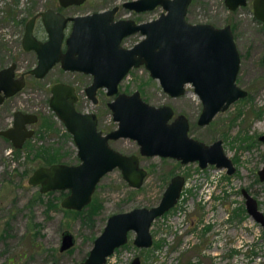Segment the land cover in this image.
I'll use <instances>...</instances> for the list:
<instances>
[{
  "label": "rangeland",
  "instance_id": "rangeland-1",
  "mask_svg": "<svg viewBox=\"0 0 264 264\" xmlns=\"http://www.w3.org/2000/svg\"><path fill=\"white\" fill-rule=\"evenodd\" d=\"M122 1L87 0L82 6L66 8L65 12H89ZM56 4V0H0V45H4L0 47V65L19 59V65L27 67L35 60L31 53L21 50L23 25L1 20L4 5L11 6L15 18L19 19L28 17L29 9L39 11ZM159 9L130 16L151 17ZM187 18L191 22H210L216 26L233 25L234 39L241 53L237 80L249 91V98L232 102L215 115L211 124L198 126L195 119L200 112V99L190 85L184 94L172 97L140 67L121 81L120 89L130 92L141 86L149 102L168 103L176 111L186 113L191 120L193 136L206 142L221 138L225 152L235 160V172L227 174L224 168L213 165L205 169H197L196 163L177 165L169 157L141 156V164L148 172L139 188L130 187L118 168L100 178L93 197L102 206L92 219L56 208L47 210L45 203L34 199L38 185L27 181L31 166L38 162L29 153L41 143H55L61 132L45 130L40 136L36 131L37 121L32 125L35 133L28 141L32 148L26 145L19 152H8L9 142L0 137V264H46L50 259L60 264H78L110 214L159 202L171 170L172 174L186 176L184 193L175 207L152 221V244L136 246L132 231L127 242L115 250L105 264H129L134 256L140 257V264H264L263 226L248 214L241 193V187L249 190L264 212V181L259 180L256 173L264 163V141L257 139V135L264 132V63L261 61L264 24L254 18L251 2L230 10L224 0H192ZM37 32L44 35L40 23ZM136 38L131 36L126 43ZM55 80L76 83L80 89L78 107L97 112L99 124L104 129L116 125L106 105L110 96L102 90L98 103L91 102L82 90L90 76L62 71L56 65L41 79L29 77L22 91L0 106V128L10 125L12 112L17 108L37 111L40 115L51 114L47 88ZM61 145L64 159L77 162L74 144L67 141ZM112 145L125 152H137L138 148L129 138L114 140ZM57 196L59 200L62 198L58 190L52 194L42 192L44 201ZM65 228L75 235L76 241L71 250L59 251L61 232Z\"/></svg>",
  "mask_w": 264,
  "mask_h": 264
},
{
  "label": "water",
  "instance_id": "water-1",
  "mask_svg": "<svg viewBox=\"0 0 264 264\" xmlns=\"http://www.w3.org/2000/svg\"><path fill=\"white\" fill-rule=\"evenodd\" d=\"M83 0H60L63 5L80 3ZM190 0H133L130 7L151 8L161 4L167 11L157 19L145 24L132 25L131 20L111 22L113 10L64 17L52 9L41 12L49 38L38 40L32 34L34 17L25 26L22 44L25 49H35L37 64L30 70L42 76L61 58L64 68L79 69L93 74V82L86 88L90 98L96 101L98 86H106L108 93L117 91V83L131 65L142 61L163 89L172 96L183 93L185 82H192L203 108L200 123H207L219 109L246 94V90L235 83L239 66V54L233 41L229 25L216 27L211 23H190L185 20ZM246 0H225L235 8ZM255 15L264 21V0H253ZM67 20L73 21L72 30L66 39V53L61 51L63 27ZM141 28L146 37L132 48L120 46L121 37ZM85 36V37H84ZM264 60V58H263ZM24 84L23 78L14 77V64L0 69V102ZM74 88L65 83L51 86L49 105L64 122L77 145L78 163L57 162L35 168L28 176V183L39 185L41 192L69 189L61 200V206L80 210L89 203L100 177L118 166L124 179L132 186L142 184L146 170L138 165L136 154H122L109 146L108 138L131 137L146 155L159 154L180 159L182 162L198 160L200 166L208 162L227 167L230 174L235 170L232 159L222 148L221 140L210 145L188 135V120L184 115L171 122L173 110L170 105L155 106L132 94L118 93L109 102L113 117L118 121L116 129L103 135L96 128V117L92 112L75 109ZM36 115L16 110L12 126L0 129L14 147H20L32 134L26 123L36 120ZM264 140V134L260 136ZM264 181V165L258 169ZM183 177L175 175L165 188L160 201L150 207L136 206L126 211L111 214L99 235L93 241L87 256L78 264H104L114 249L127 241L129 230L135 232L133 242L139 247L152 244L150 226L155 217L169 210L177 201ZM246 211L258 221L264 230V212L258 201L246 188L241 189ZM71 232L62 235L60 250L74 243ZM47 264H58L50 261ZM130 264H140L135 256Z\"/></svg>",
  "mask_w": 264,
  "mask_h": 264
},
{
  "label": "flooded vegetation",
  "instance_id": "flooded-vegetation-1",
  "mask_svg": "<svg viewBox=\"0 0 264 264\" xmlns=\"http://www.w3.org/2000/svg\"><path fill=\"white\" fill-rule=\"evenodd\" d=\"M57 1V4L53 7H47V8H45V9H43V10H39V11H36V10H32V9H29V11H28V13H27V15H28V17H20L19 19H17V18H15V16H14V12H13V8L11 7V6H7V5H4V9H3V15H2V21H5L6 19L7 20H9V21H12L13 23H15L16 25H23V33H22V36H21V39H20V47H21V50H22V52H25V53H31L32 55H33V57H34V61H33V64L31 63L29 66H27V67H22V66H20L19 65V59H14V60H10L8 63H5V64H2V65H0V69L1 68H4V67H7V66H9V65H11V64H14V77L15 78H23L24 79V84H23V86L21 87V88H19L17 91H15L13 94H11V95H8V96H6V97H4L3 98V100L0 102V106L7 100V99H9L10 97H13L14 95H16L17 93H19V92H21L22 91V89L25 87V85L27 84V82H28V78L30 77V78H34L35 80H38V79H41V78H43V77H45L49 72H50V70L54 67V66H56V65H58L59 66V68L62 70V71H66V72H73V73H82V74H87V75H89L90 76V80L88 81V83L86 84V85H83V87H82V90H83V92H84V94H85V96L91 101V102H93V103H98V100H99V97H98V94L103 90L104 91V93L106 94V95H108V96H110V99L109 100H107L106 101V105L108 106V108L110 109V112H111V116H112V119H113V121L116 123V125L114 126V127H111V128H109V129H104L102 126H100V124H99V115H98V113L97 112H95V111H93V110H82V109H80L79 107H78V102H79V100H80V95H79V92H80V89L77 87V85H76V83H71V82H68V81H63V80H55V81H53L52 83H50V85H49V87L47 88L48 89V91L50 92V95H49V97L47 98V104H48V106H49V108H50V110H51V114H49V115H47V114H39L37 111H31V110H23V109H20V108H17V109H15V110H13V112H12V115H11V123H10V125H8V126H6V127H1L0 129H5V128H7V127H9V126H12V123H13V116H14V112L16 111V110H21V111H23V112H26V113H30V114H34V115H36V120L35 121H33V122H29V123H26V128L27 129H31L33 132H32V134L30 135V136H28V137H26L25 138V140H24V142L22 143V145L20 146V147H14L13 145H12V143H11V141L7 138V137H5V136H3V135H0V137H2V138H4L5 140H7L8 142H9V145H10V149H9V151L8 152H19L20 150H21V148L22 147H24V146H26V145H29L30 147H31V144H29V140H30V137L31 136H33L34 135V133H35V129H34V127L32 126L34 123H36L37 121L39 122V127H38V129L36 130L37 131V133L38 134H40V136H42V133L45 131V130H52V131H58V132H61V135H59V139H57V141H55V143H50V144H44V143H41V144H39L38 146L40 147V146H47V147H54V146H59V151L62 153V158H61V160L60 161H54V162H50V163H47V164H40V165H37V166H35L32 170H31V172L35 169V168H37V167H39V166H42V165H44V166H48V165H50V164H52V163H57V162H64V163H78L79 161H80V159L78 158V155H77V145H76V143H75V141H74V139H73V136H72V134L67 130V128H66V126H65V124H64V122L58 117V115L55 113V111H53V109L50 107V105H49V98H50V96H51V86L53 85V84H55V83H65V84H69V85H71L73 88H74V92L76 93V99L74 100V106H75V109L76 110H78V111H80V112H92V113H94L95 114V117H96V128H97V130H100L101 131V133L103 134V135H105L106 133H108V132H110L111 130H113V129H116L117 128V126H118V121L117 120H115L114 119V117H113V110H112V108L110 107V105H109V102L110 101H112V100H114V98H115V96L118 94V93H121V92H123V93H126V94H132L133 92H135V91H137L138 93H139V97L142 99V100H144L145 102H147V103H149V104H152V105H155V104H153V103H151V102H149L147 99H145V97H144V95H143V89L141 88V86H139V88H136V89H134L133 91H130V92H128V91H125V90H121L120 89V83H121V81L125 78V77H127L128 76V74L129 73H132V72H134L135 70H137V69H139L140 67H142V68H145L147 71H148V74H149V76L151 77V78H154V79H156L157 81H158V83H159V85L161 86V88H162V90L165 92V93H167L168 95H170L168 92H166L164 89H163V87H162V85L160 84V81H159V79L157 78V77H154L152 74H151V72H150V70L148 69V67L146 66V63L144 62V61H142L141 63H139L138 65H131L129 68H128V70L123 74V76L121 77V79L119 80V82L117 83V91L115 92V93H113V94H109L107 91H108V88L106 87V86H98L97 88H96V91H95V97H96V101H94L92 98H90L89 96H88V94H87V91H86V88L93 82V74L91 73V72H86V71H83V70H79V69H69V68H64L63 66H62V63H61V58L59 59V60H57L55 63H53L52 64V66L45 72V74L44 75H42V76H36L34 73H32V72H30V70L37 64V60H38V58H37V53H36V50L35 49H33V48H31V49H25L24 47H23V44H22V39H23V35H24V31H25V26H26V23H27V21L31 18V17H34V21H33V27H32V34L38 39V40H40V41H45V40H47L48 38H49V34H48V31H47V29L45 28V25H44V22H43V18H42V15H41V12H43V11H46L47 9H52L53 11H55V12H59V13H61L64 17H68V16H75V15H84V14H90V13H93V12H103V11H106V10H113V12H112V19H111V22H117V21H119V20H131L133 23H132V25H140V24H145V23H147V22H149V21H151V20H154V19H157L162 13H165L167 10L161 5V4H156L155 6H153V7H151V8H148V7H144V8H140V9H136V8H134V7H130L128 4H125V3H127V2H130V1H133V0H123L122 2H120V3H115V4H113V5H111V6H107V7H103V8H100V9H97V10H93V11H89V12H83V13H74V14H70V13H66L65 12V9L66 8H68V7H72V6H76V7H79V6H82L87 0H83L82 2H80V3H72V4H68V5H63V4H61L60 3V0H56ZM191 2H192V0H190L189 1V3H188V5H187V8H186V13H185V20L186 21H188V22H190V23H210V22H191L188 18H187V13H188V9H189V6H190V4H191ZM248 2H251V6H252V10H253V14H254V18L255 19H257L259 22H261L262 24H264V21L263 20H261L258 16H256L255 15V12H254V7H253V0H246V2L244 3V4H239V5H237L235 8H230L228 5H226V3H225V0H224V3H225V5H226V7L228 8V9H230V10H235V9H237L239 6H244V5H246ZM157 7H160V9H159V12L158 13H156L154 16H151V17H146V18H141V17H139V16H134V17H131L130 16V14L131 13H133V14H135V15H143V14H145V13H148V12H152V11H156V9H157ZM13 9V10H12ZM124 11H126V12H124ZM127 12H129V14L127 15L126 13ZM41 24V27H42V29H43V31H44V35L43 36H41L38 32H37V24ZM212 24V23H211ZM214 25V24H213ZM226 25H229L230 26V28H231V31H232V34H233V25L232 24H229V23H226L225 25H223V26H216V25H214V26H216V27H224V26H226ZM72 26H73V21L72 20H67V22H66V24H65V26L63 27V37H62V41H61V51H62V53L64 54V53H66V51H67V48H68V44H67V42H66V39H67V37L69 36V34H70V32H71V30H72ZM131 36H137V38L136 39H134V41H132V43H130V44H128V43H126V40L128 39V38H130ZM85 37V36H84ZM146 37V33L145 32H142V30H141V28H138V29H136V30H134V31H131V32H129V33H126V34H124L122 37H121V40H120V46L121 47H123V48H132L136 43H138V42H140L142 39H144ZM233 41H234V44H235V47H236V49H237V51H238V54H239V66H238V70H237V73H236V76H235V83L237 84V86H239L240 88H242V89H245L246 90V94L245 95H243V96H239L238 98H236L235 100H233L232 102H235V101H237V100H239V99H248L249 98V91L245 88V87H243L242 85H240L239 84V82H238V80H237V77H238V73H239V70H240V64H241V53H240V51H239V48L237 47V44H236V41H235V39H234V35H233ZM4 45L3 44H1L0 45V47H3ZM263 58H264V52H263V54H262V56H261V61H262V63H264V60H263ZM190 85V87H191V89H192V91L199 97V95L196 93V91H195V87H194V85L192 84V82H185L184 84H183V87H184V91H183V93H181V94H179V95H182V94H184L186 91H187V86H189ZM0 94H3V90H1V92H0ZM179 95H176V96H179ZM170 96H172V95H170ZM176 96H172V97H176ZM199 99H200V97H199ZM232 102H230L229 104H228V106L225 108V109H227L228 107H229V105L232 103ZM162 105H170L171 106V108H172V110H173V113H172V115H171V117L168 119V122H171L176 116H178V115H184L186 118H187V120H188V124H189V128H188V135L189 136H191V137H193V138H195V139H197V140H199V141H202V142H204L205 144H207V145H210V144H212L213 142H215L216 140H221V145H222V148H223V151H224V153L227 155V156H229L226 152H225V150H224V147H223V141H222V139L221 138H215L213 141H211V142H206V141H204V140H202V139H200V138H197V137H195V136H193L192 134H191V132H190V130H191V120H190V118H189V116L186 114V113H184V112H181V111H176V109L171 105V104H168V103H163V104H160V105H155V106H162ZM200 105H201V108H200V112L198 113V115H197V117H196V119H195V122H196V124L198 125V126H206V125H208V124H211L212 122H213V119H214V117H215V115L218 113V112H221V111H224L225 109H219L214 115H213V117L207 122V123H200L199 122V117H200V114H201V112H202V108H203V103H202V101H201V99H200ZM46 117V119L47 120H45L44 118ZM50 119V120H49ZM44 121H46V123H44ZM53 122V123H52ZM50 123V124H49ZM59 124L62 126V128H60V126H59ZM50 125V126H49ZM67 134H66V133ZM63 133H65V134H63ZM262 134H264V132L263 133H260V134H258L257 135V139L259 140V141H264L263 139H261L260 138V136L262 135ZM119 138H129V139H131V140H133V141H135L136 142V144H137V146H138V148H137V152H125V151H122V150H120V149H118V148H116V147H114L113 145H112V141H114V140H117V139H119ZM67 141H71L73 144H74V146L76 147V150H75V156L77 157V162H73V161H68V160H65L64 159V153L61 151V149H62V143H67ZM107 142H108V144H109V146L110 147H112L113 149H115V150H117V151H119V152H121L122 154H136L137 155V157H138V165L140 166V167H143L145 170H146V173H145V175H144V177H143V181H142V184H143V182H144V179H145V177H146V175H147V172H148V169L145 167V166H143L142 164H141V156H155V155H157V156H161V157H169V158H173L175 161H176V163H177V165H182V166H184V165H189L190 163H196V165H197V169H205V168H207L208 166H215V167H217V168H224L225 169V171H226V173L227 174H229L228 172H227V167H219V166H217L216 164H214V163H207L205 166H200V164H199V162H198V160H189V161H187V162H182L180 159H177V158H174V157H170V156H162V155H159V154H152V155H146V154H142L141 152H140V145L138 144V142L135 140V139H133V138H131V137H124V136H119V137H117V138H108L107 139ZM57 143V144H56ZM38 146H36L35 148H34V151H35V149L38 147ZM32 148V147H31ZM30 150V149H29ZM66 153V152H65ZM29 154H32V158L34 157V152H31V153H29ZM230 157V156H229ZM231 158V157H230ZM232 159V161H233V164H234V159L233 158H231ZM264 165V163L259 167V168H261L262 166ZM234 166H235V164H234ZM114 168H118L119 170H120V172H121V174H122V171H121V169L118 167V166H115V167H113L112 169H114ZM258 168V169H259ZM112 169H110V170H108L107 172H109V171H111ZM258 169L256 170V173H257V175H258ZM235 170H236V166H235ZM235 170L233 171V172H235ZM107 172H105V173H107ZM172 172H173V170H171V171H169L168 172V175H167V178L169 177V180H168V182H167V184H166V186H165V188L167 187V185H168V183L170 182V180H171V178L173 177V176H175V175H180V176H182L183 177V184H182V187H181V191H180V195H179V197H178V199H177V201H176V203L172 206V207H175L176 205H177V203L180 201V199L182 198V196H183V193H184V188H185V184H186V176L184 175V174H182V173H174V174H172ZM232 172V173H233ZM104 173V174H105ZM232 173H230V174H232ZM103 174V175H104ZM172 174V175H171ZM227 174H225L226 176H228ZM102 175V176H103ZM171 175V176H170ZM101 176V177H102ZM100 177V178H101ZM122 177H123V175H122ZM258 178H259V175H258ZM123 179H124V177H123ZM100 180V179H99ZM125 180V179H124ZM259 180H260V178H259ZM126 181V180H125ZM262 181V180H261ZM127 182V181H126ZM98 183V182H97ZM128 183V182H127ZM141 184V185H142ZM97 185V184H96ZM128 185L130 186V187H132L129 183H128ZM140 185V186H141ZM139 186V187H140ZM139 187H132V188H139ZM38 188H39V185H38ZM95 188H96V186H95ZM165 188H164V190H165ZM242 188H245V187H241V189ZM56 190H58V191H64V194L62 195V198L64 197V196H66L68 193H69V189H67V188H65V189H56ZM56 190H49V191H56ZM164 190H163V192H164ZM40 191V190H39ZM49 191H47V192H49ZM94 191H95V189H94ZM94 191H93V193H94ZM249 191V190H248ZM41 192V191H40ZM43 193H45V192H43ZM93 193H92V198H93ZM242 193V192H241ZM162 195H163V193H162ZM162 195H161V197H162ZM253 195V194H252ZM254 196V195H253ZM255 197V196H254ZM62 198L60 199V206H61V200H62ZM92 198H91V200H92ZM160 201V200H159ZM91 202V201H90ZM89 202V203H90ZM89 203H87L86 205H84L83 206V208H85ZM101 206H102V204H101ZM62 207V206H61ZM148 207V206H147ZM150 207V206H149ZM171 207V208H172ZM62 208H65V207H62ZM82 208V209H83ZM170 208V209H171ZM67 209H72V208H67ZM82 209H80V210H77V211H81ZM246 209V208H245ZM73 210H76V209H73ZM129 210V209H128ZM124 211H126V210H124ZM168 211V210H167ZM166 211V212H167ZM120 212V211H119ZM116 213V212H115ZM113 214V213H112ZM95 215V214H94ZM93 215V216H94ZM111 215V214H110ZM109 215V216H110ZM108 216V217H109ZM108 217H107V219H108ZM158 217V216H157ZM156 218V217H155ZM154 218V219H155ZM91 219H92V217H91ZM106 222H107V220H106ZM106 224V223H105ZM105 224H104V226H105ZM202 225H204V224H202ZM208 225V224H207ZM104 226H103V228H104ZM103 228H102V230H103ZM101 230V231H102ZM65 231H69V232H71L69 229H67V228H65V229H63L62 230V232H61V241H60V245H61V242H62V235H63V232H65ZM101 231L97 234V235H99L100 233H101ZM132 232V230H129L128 231V233H127V240H128V237H129V234ZM72 233V232H71ZM73 234V233H72ZM97 235H95L94 236V238H93V241H94V239L96 238V236ZM73 236H74V239H75V235L73 234ZM135 237V236H134ZM134 239V238H133ZM75 241H76V239L74 240V243L70 246V247H68V248H66V249H64V250H60V245H59V247H58V250L59 251H68V250H71L72 249V247L74 246V244H75ZM152 241H153V237H152ZM127 242V241H126ZM125 242V243H126ZM124 243V244H125ZM134 243V242H133ZM124 244H122V245H124ZM135 244V243H134ZM92 245H93V242H92ZM122 245H120V246H122ZM120 246H118V247H116L115 249H114V251L115 250H117ZM137 246V245H136ZM92 247V246H91ZM139 247V246H138ZM149 247V246H148ZM90 250V249H89ZM113 251V252H114ZM89 252V251H88ZM88 252H87V254H88ZM112 252V253H113ZM111 253V254H112ZM87 254H86V256H87ZM110 254V255H111ZM109 255V256H110ZM85 256V257H86ZM108 256V257H109ZM84 257V258H85ZM107 257V258H108ZM135 257V256H134ZM133 257V258H134ZM83 258V259H84ZM132 258V259H133ZM140 258V257H139ZM82 259V260H83ZM132 259H131V261H132ZM107 260V259H106ZM50 261H56L55 259H50L49 260V262ZM131 261H130V263H131ZM49 262H47V263H49ZM57 263H58V261H56ZM80 262V261H79ZM140 262H141V260H140ZM46 263V264H47ZM129 263V264H130ZM58 264H60V263H58ZM105 264V263H104Z\"/></svg>",
  "mask_w": 264,
  "mask_h": 264
},
{
  "label": "trees",
  "instance_id": "trees-1",
  "mask_svg": "<svg viewBox=\"0 0 264 264\" xmlns=\"http://www.w3.org/2000/svg\"><path fill=\"white\" fill-rule=\"evenodd\" d=\"M44 119L47 120L46 117ZM44 123H46V121H44ZM58 149H59V146H54V147H47V146L39 147L38 146L34 151V157H33V159L34 158L38 159V162L36 165L31 166L30 169L32 170L35 166L40 165V164H47V163L54 162V161H60L63 156H62V153ZM27 171L28 170H26V172ZM52 192L53 191H49L47 192V194H52ZM59 192H60V195L64 194V191H59ZM34 199L42 203H45L47 210H49L50 208H56V209L63 210L65 212L72 213L74 215L79 214L80 216L85 217V218L88 216L89 217V218L87 217L88 219H91V217L95 214V212H97L98 209L101 207V203L97 201L96 197H93L91 202L81 211L62 208L60 206V200L58 199V196L56 197V199L48 198L47 200L44 201L42 197V192H40L39 190H37L36 195L34 196Z\"/></svg>",
  "mask_w": 264,
  "mask_h": 264
}]
</instances>
